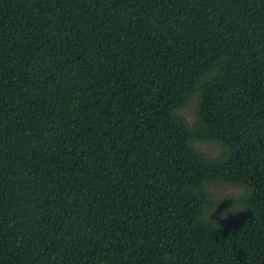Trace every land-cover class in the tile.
<instances>
[{
  "label": "trees",
  "instance_id": "1",
  "mask_svg": "<svg viewBox=\"0 0 264 264\" xmlns=\"http://www.w3.org/2000/svg\"><path fill=\"white\" fill-rule=\"evenodd\" d=\"M0 264H264V0H0Z\"/></svg>",
  "mask_w": 264,
  "mask_h": 264
},
{
  "label": "rangeland",
  "instance_id": "2",
  "mask_svg": "<svg viewBox=\"0 0 264 264\" xmlns=\"http://www.w3.org/2000/svg\"><path fill=\"white\" fill-rule=\"evenodd\" d=\"M190 120H193L195 117V103L192 102L185 109L182 110ZM201 149L209 155H214L219 150V144L213 142H200L198 144ZM214 192V199L217 201V205L212 209L210 216L212 218H221L224 216H240L241 209L238 208L235 203L225 202L226 199L230 197L239 196L242 194L244 189L240 186L234 184H221L216 185L212 188Z\"/></svg>",
  "mask_w": 264,
  "mask_h": 264
}]
</instances>
